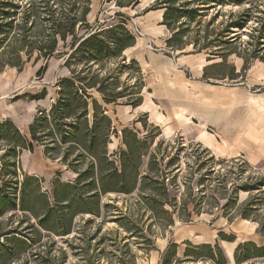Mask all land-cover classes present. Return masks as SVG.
<instances>
[{"label": "rangeland", "instance_id": "obj_1", "mask_svg": "<svg viewBox=\"0 0 264 264\" xmlns=\"http://www.w3.org/2000/svg\"><path fill=\"white\" fill-rule=\"evenodd\" d=\"M91 1L92 10L88 19L92 24L105 19L112 21L115 12L119 10L113 3H105L104 0ZM183 1L179 0L177 4ZM156 4V0H142L139 5L120 9L128 17V28L143 42L145 60L148 61L149 56H158L160 61L172 60L175 63L180 55L199 53L210 66L212 81L226 84L245 83L255 96L264 94V49L256 47L255 43L250 44V33L257 24L255 17L248 20L242 28L224 32L223 27L235 20L232 14L235 15L254 4L222 6L213 2L215 5L201 10L202 16L198 17L201 23L191 22L188 30L172 41L170 46L167 40L173 32L167 26L160 32L146 33L144 14ZM183 21L184 19H181L176 24L175 31ZM229 33L230 35H226ZM216 50L235 52L224 59L213 57L211 53ZM254 54H258L260 58L252 57ZM123 56L125 60L114 56L105 58L101 63H94L93 69L100 77L110 75V88L116 92H124L126 98L141 96L142 104L147 96L146 79L142 69L144 60H138L125 52ZM66 57L67 54L53 56L48 61L47 71L41 77L37 76L39 69L45 65L41 60L36 64L28 63L21 72L8 68L0 73V102L14 103L19 95L37 94L46 88V98L37 103L33 101L32 104L34 109L50 107L52 100L57 96V81L70 74L65 65ZM244 58L250 59V66L243 75L244 78L233 80L227 75L222 78L223 74L229 72L230 66H235L236 73L242 74ZM133 59L137 61L136 64L132 62ZM21 100L24 105L31 104L27 97H22ZM139 105H111L110 114L118 127L120 138L114 139L112 135L113 142L108 144V150L112 153L122 145L121 138L126 137L132 141L133 136H137V145L142 154L136 164L131 163L140 174L136 189L132 193L112 192L102 195L99 202L100 213L77 215L70 234L59 236L39 227L32 229V236L38 242L25 252H10V247L15 244L0 236V264H149L154 251L163 250L169 241V244L171 241L181 243L186 238L194 242L217 241L220 251H213V259L207 256V247L193 244L190 248L194 253L193 257L183 264H264V257L237 262L235 252L240 243L253 241L263 245L264 236L257 231V221L238 217L237 211L234 213V209L250 196L249 192L240 191L237 205L225 215V198H222L224 189L220 186L218 178L221 172L228 174L227 190H232L231 184L236 175L243 174L244 177L252 176L253 180L258 179L264 175V155L255 153L256 150L253 149L246 150V153H243L245 157H241L243 147L231 145L229 138L218 136L215 127L205 126L204 130L212 133L219 143L220 148L215 151L218 156L227 159L240 156L248 161L246 170L243 169L239 173L233 162H221L222 158L214 156L186 132L168 133L163 124H159L162 130L155 124H150L148 112L142 107L136 108ZM22 126L24 133L28 134L27 124ZM122 147L126 148L125 145ZM147 174H150V177L144 179L143 176ZM18 175L20 181L26 175L38 176L43 190L48 192L52 190V182L57 178L62 182L76 178V175L67 170L58 159L47 157L41 146H37L34 152L24 151L20 155ZM9 178L6 173L5 179ZM155 195L163 197L166 202L162 204L150 198ZM257 202L259 209L256 211V217L258 220L264 219V194L257 195L255 203ZM14 212L15 224L21 222L23 227L30 226V221L25 220L26 215L23 212ZM10 214L12 213L1 219L2 227L12 224L8 220Z\"/></svg>", "mask_w": 264, "mask_h": 264}, {"label": "trees", "instance_id": "obj_2", "mask_svg": "<svg viewBox=\"0 0 264 264\" xmlns=\"http://www.w3.org/2000/svg\"><path fill=\"white\" fill-rule=\"evenodd\" d=\"M178 1L156 0V6L151 9L164 10L162 24L173 32L167 40L169 46L188 30L191 22L201 23L198 20L202 16L201 10L215 4L242 6L248 3L254 6L232 14L235 20L223 26L224 32L242 28L255 17L257 24L250 33V44L255 43L256 47L264 49V0H184L177 4ZM104 2L113 3L119 10L112 21L105 19L92 24L88 19L92 10L91 0H0V73L8 68L21 72L28 63L36 64L41 60L45 62L37 73L41 77L53 56L66 54L65 65L70 70L69 75L57 81V96L50 108L38 109L29 125L28 134L23 133L10 118L0 122V236L15 244L9 249L15 254L25 252L38 242L32 236V229L39 227L59 236L70 234L77 215L100 213L102 195L112 192L132 193L137 187L140 174L131 163L136 164L142 154L137 145L139 141L136 135L132 141L121 138V144L126 148L120 145L112 153L109 152L108 144L113 142L112 135L114 139L120 136L118 127L108 114L107 105L137 106L142 98H126L124 92L110 88V75L100 77L93 69V64L113 56L125 60L123 53L136 45L137 37L128 28V17L120 9L139 5L141 0ZM181 19L184 21L178 24L175 31L174 27ZM233 52L216 50L211 54L215 58L226 59ZM257 55L252 57L260 58ZM244 59L242 74L236 73L235 66H230L229 72L223 74L222 78H226V75L233 80L244 78L250 66V59ZM132 62L137 63L135 59ZM209 69L210 66L205 68V78L213 76ZM47 94V89L43 88L40 93L23 94L16 99L27 97L29 100H40L45 99ZM37 146L43 147L47 157L58 159L67 170L72 171L76 175L75 180L62 182L57 178L52 182L50 192L43 190L38 176L26 175L20 181L19 157L24 151L34 152ZM220 161L233 162L239 173L249 165L241 157L222 158ZM5 172L10 177L8 180L5 179ZM148 177L150 174L143 176L144 179ZM218 178L224 189L222 198H225V215L237 205L240 191L249 192L250 196L234 209V213L237 211L238 217L257 221V231L264 236V219H257L259 202L255 203L257 195L264 194V175L254 180L252 176L236 175L231 184L232 190L226 188L228 174L221 172ZM150 198L162 204L166 202L161 196ZM16 210L26 215L25 220L30 221V226L23 227L21 222L15 224ZM8 213H12L8 217L12 224L2 227L1 219ZM201 245L208 248L207 256L213 259V251H220L218 244ZM191 246L188 244L185 256L178 258L177 244L170 243L162 254L160 264L185 263L193 257ZM235 256L238 263L253 257H264V244L258 245L253 241L240 243Z\"/></svg>", "mask_w": 264, "mask_h": 264}, {"label": "crops", "instance_id": "obj_3", "mask_svg": "<svg viewBox=\"0 0 264 264\" xmlns=\"http://www.w3.org/2000/svg\"><path fill=\"white\" fill-rule=\"evenodd\" d=\"M163 14L162 9L150 10L144 14L146 33L160 32L166 27L162 24ZM140 39L137 37L136 45L128 48L125 53L138 60H144L142 69L146 79L147 96L136 108L142 107L148 112L150 124H155L160 129L159 124H163L168 133L184 131L191 138H196L198 143L214 156L225 158L215 152L220 148L215 136L204 130L205 126H213L220 138H229L231 145L244 148L240 152L241 157H245L243 153H246V150L253 149L256 150L255 153L264 155V94L255 96L245 83L226 84L205 78V68L208 64L199 53L180 55L175 63L172 60L160 61L158 56H149L147 61L144 59L143 42ZM21 99H15L14 103L10 104L0 102V122L10 118L24 133L22 124H27L29 129L38 111L34 109L32 102L37 103L43 99L29 100L30 105H24ZM113 104L107 105L110 116V107ZM169 242L163 250L154 251L149 264L161 263L162 254ZM171 242L177 244L178 258L185 256L188 244H218L217 241L194 242L190 238L181 243Z\"/></svg>", "mask_w": 264, "mask_h": 264}]
</instances>
